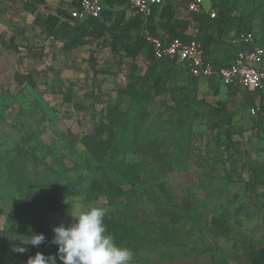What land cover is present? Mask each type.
Segmentation results:
<instances>
[{"label": "rangeland", "instance_id": "rangeland-1", "mask_svg": "<svg viewBox=\"0 0 264 264\" xmlns=\"http://www.w3.org/2000/svg\"><path fill=\"white\" fill-rule=\"evenodd\" d=\"M68 2L46 0L39 6L40 15L50 17ZM25 3L0 0V164L2 159H19L21 138L27 132L44 145L60 142L64 135L80 150L79 139L92 135L98 124L90 113L103 116L104 109L117 103L118 91L130 83L139 97L128 113L129 139L119 159L142 165L146 176L137 181L133 175L126 182L106 162L91 187L100 194L110 180L122 188L113 212L118 226L140 228L149 239L146 249H131L132 264H249L250 249L264 247V92L232 91L222 84L209 89L208 78L192 79L177 65L149 60L146 50L134 61L114 58L108 35L85 38L61 53L60 41L41 31ZM187 3L168 0L173 16L168 20L159 11L155 33L167 39L190 29L198 16L188 11ZM212 3L205 0L204 5L212 9ZM228 7L225 30L219 34L212 27L207 30L218 38L213 47L217 65L231 61L234 51L228 39L240 31H252L264 46V0H233ZM110 13L111 19L122 18L121 26L135 19L127 5L111 7ZM36 43L43 45L42 50L35 48ZM16 74L30 80L16 83ZM161 75L166 80L164 93L151 90L152 82L145 81ZM127 104L122 98V112ZM252 105L262 108L258 119L249 113ZM214 106L221 109L218 118L210 113ZM176 111H183V130L189 129V147L182 153L176 147L181 137L174 123ZM152 193L160 195V203L149 201ZM8 196L0 182V264H26L37 251L55 254L57 246L50 243L53 228L67 226L71 216L25 200L15 206ZM104 205L103 199H77L72 212ZM171 214L179 227L165 246L168 242L160 241L162 229L175 222ZM25 220L46 241L21 254L13 250L19 245L13 237L20 238ZM57 264L62 262L57 259Z\"/></svg>", "mask_w": 264, "mask_h": 264}, {"label": "trees", "instance_id": "trees-1", "mask_svg": "<svg viewBox=\"0 0 264 264\" xmlns=\"http://www.w3.org/2000/svg\"><path fill=\"white\" fill-rule=\"evenodd\" d=\"M45 1L26 0L24 5H26L29 13L34 16V20L38 22L41 31L47 33V36L49 34L50 36L53 35V39L60 41L63 51L78 47L85 38H101L108 35L110 37L108 47L114 58L134 61L143 50H146L149 60H155L153 59L151 46L140 35L141 20L138 16L135 15V19L123 23V26H121L122 18L119 20L111 19L110 8L122 5L128 6L127 0H106L103 3L104 9L99 19H87L73 24L61 21L62 18L68 17V9L71 6L69 3L67 8L59 9L56 14L50 17L44 18L39 13L37 14V9L39 6H44ZM232 1L211 0V3L213 2L211 8L218 10L214 19L210 18L209 13L194 14L198 16L194 21L197 24L198 34L194 38L185 34L186 28L167 39L155 33V30H153L154 22H156L155 18L158 16L159 11H161L159 16L164 17L167 15L168 20H170L173 16V10L170 6H167L168 4L166 5V2L162 6H154L147 22L149 33L159 37L164 42L179 39L187 43L194 39L202 46L204 61L213 60L216 63L217 58L213 52V47L218 44V38L214 33H208L207 30L212 27L214 31L215 29L219 30L218 34L225 30L226 15L230 10L228 4ZM131 32L135 33L131 34ZM131 37L133 42H129ZM123 38H126L127 41H123ZM165 63L167 65H177L173 61ZM150 70L153 71L151 68ZM153 77L150 79L149 76L145 79V81L150 80L152 82L151 90L158 93L166 92L164 76ZM15 79L16 83L21 84L23 81L30 80V77L16 74ZM129 84L125 86V89L118 91L117 103L104 109L103 116L97 117L90 113L91 120H97L98 124L94 127L92 135H84L79 139L80 150L76 146L69 145L64 135L60 137V142L52 140L50 145H44L32 133L27 132L21 138L23 145L19 147V159L7 158L1 160L0 182L7 187L9 200L15 206H19L21 201L25 200L28 201L29 205H39L43 209L50 210L62 217L70 216L77 199L87 201L103 199L105 205L102 207L109 209L104 219L108 232L114 235L117 244L140 251L146 249V243L149 244L145 232L139 231L140 228L138 230L134 227H131V229L125 226L119 227L113 213L116 208L115 203L123 196L122 188L116 186L110 180L106 183L105 190L100 194L91 187L94 175L103 173L101 168L106 162L112 165L113 169L119 171L126 182H129L133 175L136 176L137 181L138 179L143 180L146 176L142 165L138 163L125 164L124 159H119L123 153L125 142L129 139V134L125 128L130 117L128 113L136 105L139 97L133 92ZM121 96L128 98L127 109L124 112L120 109L121 100L119 98ZM258 107L257 119L259 114H262L261 106ZM209 110L215 117L221 114V109L218 106L210 107ZM181 112L183 113V111ZM181 112L176 115L174 123L181 136L179 139L180 147H176L182 153L189 147L190 136L189 129L183 130L184 123L182 122ZM262 133L264 134V128H262ZM28 166L29 170L27 171ZM149 201L154 204L160 203V195L152 193ZM170 217L172 221H175L174 214H171ZM178 227V221L176 220L162 229L165 233L160 241L168 242L165 246L172 242ZM33 228L35 227L30 220H25L20 228V233L24 235L34 232ZM28 250H32V248L29 246ZM249 264H264V247L250 249Z\"/></svg>", "mask_w": 264, "mask_h": 264}, {"label": "built area", "instance_id": "built-area-1", "mask_svg": "<svg viewBox=\"0 0 264 264\" xmlns=\"http://www.w3.org/2000/svg\"><path fill=\"white\" fill-rule=\"evenodd\" d=\"M106 0H70L68 17L61 21L67 24L83 22L87 19H99ZM167 0H127L134 15L141 20L140 35L151 46L155 62H175L183 72L192 79L206 77L216 79L219 84L232 91L242 89L252 94L264 91V46L257 42L252 31L244 30L232 35L228 45L234 55L226 65H217L213 60L204 61L202 46L196 40L187 43L179 39L164 42L149 33L147 22L154 6H162ZM187 9L192 14L209 13L211 19L216 11H205L204 0H188ZM187 36L194 38L198 34L197 24L193 21ZM252 116H257L259 107L252 105L249 109Z\"/></svg>", "mask_w": 264, "mask_h": 264}, {"label": "clouds", "instance_id": "clouds-1", "mask_svg": "<svg viewBox=\"0 0 264 264\" xmlns=\"http://www.w3.org/2000/svg\"><path fill=\"white\" fill-rule=\"evenodd\" d=\"M108 212L106 207L90 206L70 213L71 222L67 226L53 228L50 243L57 246L56 253L45 255L37 251L28 256L26 264H57V259L62 264H132V250L117 244L104 224ZM19 237H13L19 241L13 250L21 254L29 246L38 248L46 241L43 233L30 232Z\"/></svg>", "mask_w": 264, "mask_h": 264}, {"label": "crops", "instance_id": "crops-1", "mask_svg": "<svg viewBox=\"0 0 264 264\" xmlns=\"http://www.w3.org/2000/svg\"><path fill=\"white\" fill-rule=\"evenodd\" d=\"M204 9H205V11H208V9L209 8H207V6H205L204 5ZM37 14L39 13L40 14V10H39V8L37 9V12H36ZM30 14V13H29ZM31 15V14H30ZM185 33H190V30L189 29H187L186 31H185ZM23 40H26V38L25 37H23L22 38ZM35 48L37 49V50H42V48H43V45L42 44H40V43H36L35 44ZM28 49V48H27ZM59 50H60V52L62 53L63 52V50H61L60 48H59ZM57 74V73H56ZM93 82L95 81L94 80V78H93V80H92ZM218 81L216 80V79H208V86H209V89H214V88H217V86H218ZM122 98H124L123 96H121L119 99L121 100ZM126 98V97H125ZM124 98V99H125ZM128 99V98H127ZM91 107H89L88 109H90Z\"/></svg>", "mask_w": 264, "mask_h": 264}]
</instances>
